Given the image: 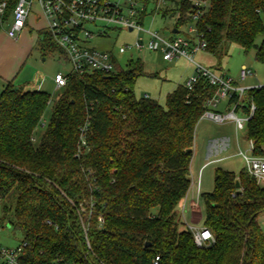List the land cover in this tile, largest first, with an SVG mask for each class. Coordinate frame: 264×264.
I'll return each mask as SVG.
<instances>
[{
    "label": "trees",
    "instance_id": "obj_1",
    "mask_svg": "<svg viewBox=\"0 0 264 264\" xmlns=\"http://www.w3.org/2000/svg\"><path fill=\"white\" fill-rule=\"evenodd\" d=\"M146 8L154 0H139ZM19 0H0L6 10L0 32ZM172 4L176 0H166ZM197 23L207 53L219 62L229 44L255 50L264 64V0H210ZM175 30L191 21V3H177ZM172 8L152 11L163 18ZM146 14L143 13L142 19ZM171 17V16H170ZM44 55L61 50L41 31ZM262 37L258 45L257 39ZM147 74L130 58L114 72L69 75L36 146L34 136L51 96L9 83L0 95V197L13 204L15 225L25 235L30 264H264V184L244 170L217 169L215 187L202 193L204 227L214 241L197 247L178 210L190 188L195 132L217 88L205 79L193 90L180 86L166 107L138 99L134 85ZM237 96L229 103H236ZM252 118L246 138L264 156V86L247 92L240 111ZM82 134L86 146L81 145ZM240 187L236 188V182ZM5 206L4 214L12 211ZM88 227V249L83 225Z\"/></svg>",
    "mask_w": 264,
    "mask_h": 264
},
{
    "label": "rangeland",
    "instance_id": "obj_2",
    "mask_svg": "<svg viewBox=\"0 0 264 264\" xmlns=\"http://www.w3.org/2000/svg\"><path fill=\"white\" fill-rule=\"evenodd\" d=\"M154 8L153 3L147 8L143 28L149 31H157L167 38H175L172 34L174 24L169 20V17L163 18L159 14L153 15ZM40 12L37 2L34 1L29 16L31 28L24 32L23 37V40L29 46L17 78L18 82H33L39 79L40 76L44 77L45 83L41 86L42 92H46L51 96V103L44 114L42 124L38 127L34 136L36 146L39 144L49 123L54 104L63 92L54 84V78L59 72L66 75L72 70L67 59L59 53L44 55L40 46L36 43L38 28L43 25L42 20L40 22L36 21L40 16ZM8 23L7 21L2 29H8ZM180 31L185 33L188 28H182ZM138 37L146 38V34L110 28L106 36L94 37L87 46L98 52L114 53L121 68H126L132 56L135 60L141 59L147 75L139 78L135 83V96L138 99L148 96L156 100L161 106L166 107L168 94L180 86H186L188 81L196 75V66L184 58L165 61L159 52L138 54L130 50L127 54H119L120 48L132 47ZM262 39V37L257 39L258 45L262 42ZM225 55L222 61L219 62L213 55L200 52L196 54L195 60L197 64L204 68H209L222 77L232 79L237 87L242 85L249 87L264 86V64L256 61L255 50L245 53L237 45L229 44ZM244 65L253 73L252 77H248L247 80L240 78L241 67ZM218 111L224 113L225 105L221 104ZM238 115L242 116L241 113H238ZM249 145L246 138V129L238 130L235 122L226 121L219 124L207 118L201 119L195 132L193 158L189 169L192 182L189 197L193 196L197 204L195 207L191 206V208H199L193 216V221L196 223L191 222L192 216L189 210L183 211V213L185 212V218L183 219L181 216L182 209L178 210V217L185 225L184 227L188 225L197 229L204 227L205 206L198 198V188L200 193L213 192L217 169L233 172L236 176H239L246 168V160L243 155L249 157L252 155ZM5 206L12 208V211L4 214ZM262 229L264 231V226ZM24 239V233L15 225L13 204L3 201L0 197V248H15L21 245Z\"/></svg>",
    "mask_w": 264,
    "mask_h": 264
},
{
    "label": "built area",
    "instance_id": "obj_3",
    "mask_svg": "<svg viewBox=\"0 0 264 264\" xmlns=\"http://www.w3.org/2000/svg\"><path fill=\"white\" fill-rule=\"evenodd\" d=\"M34 1L37 2L48 21L47 31L61 50V56L67 59L72 68L69 74L59 73L55 76L54 82L58 89H64L67 86L71 74L83 76L95 72L103 74L114 72L120 66L115 54L98 52L87 45L94 37L106 36L110 28L123 29L129 32H143L146 34V38L138 37L132 47L120 48V55L133 50L138 54L159 52L165 61L184 58L196 66V75L186 84L189 90H193L201 79L207 80L210 85L217 88L216 95L207 101V110L201 119L207 118L219 124L233 121L238 130H244L247 122L252 118L255 110L254 105L251 106L248 115L240 111V106H242L247 92L251 89L237 87L232 79L222 77L211 69L196 63V54L207 51L204 36L198 34L197 23L209 7L210 0H186L191 3V9L187 13L191 21L183 27L188 28L185 33L174 34L175 28L173 27L172 34L175 38H167L157 31H149L143 28L144 19H142V15L147 13V8L139 0H19L12 14V22L8 31L10 38L17 39L26 28ZM154 1V9L156 10L167 8L176 10L170 15L171 17L168 16L175 26L181 18L179 6L176 4L180 0H176L172 4L166 0ZM5 10L6 4L3 3L0 5V21ZM252 75V71L247 66L241 67L240 78L242 80H246ZM260 87L262 86L257 88ZM235 96H237L238 101L230 104L229 100ZM145 97L149 98L148 96ZM221 104L226 106L224 113L218 111ZM238 113H241L242 116H239ZM83 135L81 145L84 147L86 140ZM253 151V143L250 142L252 155L250 157L243 155L246 160L245 170L258 184H264V156L256 157L253 155ZM198 198L200 199V195ZM181 216L182 219L185 218L183 210ZM82 225L88 249L91 250L88 240V227L83 222ZM187 228L192 232L197 247L206 246L214 241L212 232L206 227L197 229L188 225ZM26 246L27 244L23 242L15 248H0V264H30L25 261ZM53 264H58V262ZM60 264L69 263L60 262Z\"/></svg>",
    "mask_w": 264,
    "mask_h": 264
},
{
    "label": "crops",
    "instance_id": "obj_4",
    "mask_svg": "<svg viewBox=\"0 0 264 264\" xmlns=\"http://www.w3.org/2000/svg\"><path fill=\"white\" fill-rule=\"evenodd\" d=\"M39 9H40V7H39ZM40 11H41L40 16L37 18L36 21L40 22V20H42L43 25L40 28H38V34H37V39H36V43L38 45H39V41H40V35H39L40 33L39 32L47 31V27H48V21L45 18L41 9H40ZM8 22H9L8 23L9 28L8 29H2L0 32V95L9 83H12L17 88H23L25 91H42L41 86H43L45 83L44 77L40 76L39 79H37L33 82H18L17 81L18 74H19V72L22 68V64L26 58L27 47L29 46V44H26V42L23 40L24 32L27 31L29 28H31L30 24H29V18L27 21L26 28L22 31V33L19 34V37L17 39L10 38L8 35V31L10 29V25L12 22V17L10 18V20ZM54 84H55V82H54ZM259 86L260 85L249 87V86H243L242 85L240 87L248 88V89H254V88H257ZM225 110H226V106H225ZM249 144H250V142H249ZM249 148H250V145H249ZM191 187H192V184H191ZM190 190H191V188H190ZM190 190H189V192H190ZM189 192H188L185 200L182 202L181 206L179 207V210H180V208L181 209L183 208L182 209L183 211L189 210L190 214L192 216L191 222L196 223L193 221V216H194V213L198 211L199 207L195 208V209L191 208V206H193V207L196 206L195 205L196 202L193 199V196L189 197V194H190ZM201 194H202V192L200 193V189L198 188V195H201ZM184 214H185V212H184ZM200 219H201V216H200ZM258 222H259L261 228H263V226H264V213L258 217Z\"/></svg>",
    "mask_w": 264,
    "mask_h": 264
},
{
    "label": "water",
    "instance_id": "obj_5",
    "mask_svg": "<svg viewBox=\"0 0 264 264\" xmlns=\"http://www.w3.org/2000/svg\"><path fill=\"white\" fill-rule=\"evenodd\" d=\"M26 1H30V0H26ZM174 34H178V30H174V32H173ZM240 187V184H239V182L237 181L236 182V188H239Z\"/></svg>",
    "mask_w": 264,
    "mask_h": 264
}]
</instances>
